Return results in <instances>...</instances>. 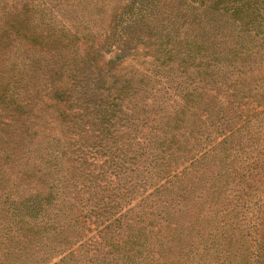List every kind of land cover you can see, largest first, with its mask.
<instances>
[{
  "label": "trees",
  "instance_id": "obj_1",
  "mask_svg": "<svg viewBox=\"0 0 264 264\" xmlns=\"http://www.w3.org/2000/svg\"><path fill=\"white\" fill-rule=\"evenodd\" d=\"M158 1L123 4L103 44L92 33L74 35L87 44L85 64L102 61L109 86L97 85L100 101L90 106L91 123L83 124L93 143L77 141L68 149L52 135L57 148L43 149L42 160L32 157L48 185L19 198L14 209L36 225L35 262L52 253L59 258L41 264H264V135L259 128L258 138L246 142L243 133L256 121L264 128V92L251 85L241 91L246 82L263 80L257 64L264 62V0ZM21 19L15 17L0 37L14 33L28 45L27 54L56 41L70 45L62 28L48 24L38 35L21 27ZM100 47L114 56L102 58ZM128 55L142 58L145 67L139 61L118 72ZM67 72L64 88L49 81L28 98L23 85L10 90L7 83L6 102L25 114L45 96L49 103L87 107L90 94L83 101L74 94L79 76ZM182 74L194 84L173 86ZM153 76L164 84L149 82ZM89 79L83 85L95 89L101 76L95 72ZM250 104L254 109L246 108ZM238 109L245 115L225 131ZM76 162L82 164L79 174ZM46 232L52 237L44 242Z\"/></svg>",
  "mask_w": 264,
  "mask_h": 264
},
{
  "label": "rangeland",
  "instance_id": "obj_2",
  "mask_svg": "<svg viewBox=\"0 0 264 264\" xmlns=\"http://www.w3.org/2000/svg\"><path fill=\"white\" fill-rule=\"evenodd\" d=\"M132 1L0 0V33L10 23L13 24L12 20L15 17H18L22 18L20 21H23L21 27L28 28L38 35L46 34L44 32L48 24L58 26L67 32L65 40L70 42L68 47H62L58 41L52 42L46 45V49L42 51L34 48L35 53L31 52L30 48L31 53L27 54L25 47H28V45L17 42L14 33L9 32L6 36L0 37V95L5 98L4 102L0 99V264H41L45 261H55L59 258V256L53 258L52 253H46L43 260L34 261V248L38 245L35 242H39L37 240V235L39 236V234L37 232H35L37 235L34 234L36 225L33 221H22L20 216L15 214L17 210L14 209V206L20 202L19 198L31 193L30 191L48 185V182H46L47 177L36 170L39 165L34 163L32 157L36 160H42L43 149L53 150L57 148L58 142L52 135H60L62 137L60 143L67 148L69 147L68 149L74 148L77 141L85 140L88 145L93 143L95 136L92 131L87 130V133H85L82 128L83 124L91 123L92 107L90 106H95L100 101L97 92L101 90L98 86L103 88L102 84L104 83V79H102L104 77L103 69L100 67L102 66V61H92L90 59L94 64H85L84 61L88 59L87 55L84 57L85 50L88 49L87 44L82 42L81 39L77 40L74 35L92 33L95 42L101 44L103 42V33L113 22L115 13L119 12L123 4L129 5ZM165 1L167 0H164V3ZM161 2L159 0L158 4H162ZM127 5L124 8L125 10L128 9ZM103 48L107 47H100L99 49L102 58L107 60L114 56L113 51L106 52ZM73 59H77V64L71 65L68 63ZM141 60L142 58L138 61L131 60V55H128L118 62L117 66L120 67H116V70L122 73L131 68L132 65L130 64L138 65L139 63L137 64V62L139 61V65L145 67ZM251 66L253 65L247 67V70ZM257 67L260 68L259 76L263 80L246 82V85L241 87L242 92L249 85L259 87V90L264 92V62L258 63ZM69 69L72 74H77L80 80L79 82L76 81L73 86L74 94L81 96L82 101L84 96L90 94L87 96V98H90L86 101L88 102L87 107L81 106L78 107V110L77 108L68 107L64 102L49 103L51 99L45 96V99L42 100L36 98L28 109V113L26 112L25 114L23 111H19L18 108H14L15 103L13 101L6 102V97L8 96L7 83L12 84L10 90H14L13 86L23 85V96L28 98L37 87L48 88L45 83L49 81L53 88H64L66 86L65 78L70 75L67 72ZM95 72H98L101 76L98 84H96L98 86L92 89L94 86L87 87L83 85V82L89 83L90 76H93ZM86 74H89L88 78L83 79ZM176 78L173 81V86H179L183 83L194 84V80L188 75L182 74L181 76H176ZM162 79L161 77L153 76L148 81L159 87L160 84H164ZM171 81L169 80L168 83ZM108 84L109 82H106L103 85ZM216 88L217 90L219 89L218 87ZM158 92L162 93L163 91L160 90ZM245 92L247 93L248 89H245ZM252 92L255 94L253 89ZM248 100H252L250 96ZM259 100L263 102L259 107L261 109L264 106V96L259 98ZM11 105L13 107H10ZM242 105L244 106V104ZM254 106L255 104H250L246 108L252 110ZM63 110H65L64 114L61 113ZM243 115H245V112L240 109L235 113H230L229 124L232 122L233 124L225 126V131L230 128V130H233L239 124V121L236 122V120L243 117ZM261 116L264 118V113ZM79 123L80 125H78ZM259 125L260 123L256 121L254 128L243 131L244 134H247L244 138L246 142L251 139L255 141L258 138L260 134H258L257 129L259 128L262 129L261 135H264V128L259 127ZM34 126L38 130H35ZM91 127L94 128L93 126ZM252 129L253 132L251 133ZM216 135V132L212 134L213 137ZM76 153L79 155L83 154V152L79 151H76ZM94 155L98 156V153H94ZM88 156L89 158L91 157V155ZM100 158H103V156L101 155ZM28 159L31 161L30 163ZM81 167L82 164L79 162L74 164L73 171L75 174L81 172ZM38 176L44 179L35 182ZM32 178V183H28ZM261 202L264 204V198H262ZM19 226L24 228L23 233L19 231L22 230L18 229ZM28 228H30L31 235H29ZM42 237L45 242L50 241L52 235L46 232ZM66 262L71 264L72 260L68 259Z\"/></svg>",
  "mask_w": 264,
  "mask_h": 264
}]
</instances>
